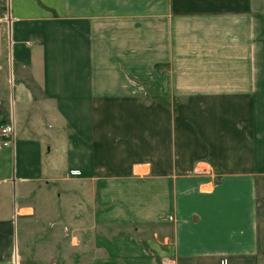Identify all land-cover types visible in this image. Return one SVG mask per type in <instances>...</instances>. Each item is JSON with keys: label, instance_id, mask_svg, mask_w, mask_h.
<instances>
[{"label": "crops", "instance_id": "crops-1", "mask_svg": "<svg viewBox=\"0 0 264 264\" xmlns=\"http://www.w3.org/2000/svg\"><path fill=\"white\" fill-rule=\"evenodd\" d=\"M0 124V264H264V0H0Z\"/></svg>", "mask_w": 264, "mask_h": 264}, {"label": "rangeland", "instance_id": "rangeland-1", "mask_svg": "<svg viewBox=\"0 0 264 264\" xmlns=\"http://www.w3.org/2000/svg\"><path fill=\"white\" fill-rule=\"evenodd\" d=\"M201 167L199 166L198 169H200ZM209 171V170H208ZM152 233H155V236H153ZM121 234V233H120ZM123 234H130L132 238H134L135 240H137L140 244H145L146 240L150 237L151 239L154 238V240H158L160 242H162L165 238H171V230L167 229V228H155V229H138L137 231L134 230H125L123 232ZM163 247V246H162ZM60 249V255H62L61 253H63L64 250V245H60L59 246ZM165 249V246L164 248ZM150 258H152V256L149 254ZM74 259V257H73ZM60 261L58 262L59 264H82V260H79L78 258H76L73 261H66L65 258L62 259V256L59 259ZM153 261V259H152ZM155 264H175V262H170L167 260H162L160 258H156L154 260Z\"/></svg>", "mask_w": 264, "mask_h": 264}, {"label": "built area", "instance_id": "built-area-1", "mask_svg": "<svg viewBox=\"0 0 264 264\" xmlns=\"http://www.w3.org/2000/svg\"><path fill=\"white\" fill-rule=\"evenodd\" d=\"M15 130L11 124H0V148H8L11 146L14 139ZM206 170H197V172H205ZM71 175L77 176L79 173L71 171ZM220 264H227L225 260L220 261Z\"/></svg>", "mask_w": 264, "mask_h": 264}]
</instances>
